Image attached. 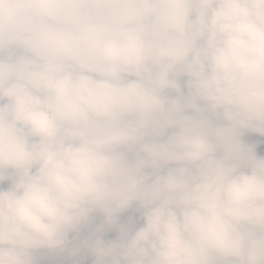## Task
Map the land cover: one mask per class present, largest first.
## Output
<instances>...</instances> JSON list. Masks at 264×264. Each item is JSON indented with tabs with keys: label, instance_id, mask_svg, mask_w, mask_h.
<instances>
[{
	"label": "clouds",
	"instance_id": "obj_1",
	"mask_svg": "<svg viewBox=\"0 0 264 264\" xmlns=\"http://www.w3.org/2000/svg\"><path fill=\"white\" fill-rule=\"evenodd\" d=\"M246 130L264 136V0H0V264L134 203L143 226L92 241L96 264H264Z\"/></svg>",
	"mask_w": 264,
	"mask_h": 264
},
{
	"label": "rangeland",
	"instance_id": "obj_2",
	"mask_svg": "<svg viewBox=\"0 0 264 264\" xmlns=\"http://www.w3.org/2000/svg\"><path fill=\"white\" fill-rule=\"evenodd\" d=\"M186 77L180 78L182 91ZM175 95V93H171ZM246 146L252 147L257 157L264 158V136L251 131H244L241 136ZM11 180L0 182V190H7ZM143 209L134 203L130 208L120 213L115 223L108 224L103 213L99 210L93 212L89 220L82 224L76 231L69 234L68 243L63 249H39L33 253L34 264H96V257L91 251L89 244L97 238L105 243L117 241L121 238V228L130 229L134 232L144 224Z\"/></svg>",
	"mask_w": 264,
	"mask_h": 264
}]
</instances>
